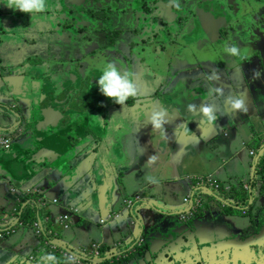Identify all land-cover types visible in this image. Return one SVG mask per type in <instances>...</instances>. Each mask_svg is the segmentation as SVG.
<instances>
[{
	"label": "flooded vegetation",
	"instance_id": "flooded-vegetation-1",
	"mask_svg": "<svg viewBox=\"0 0 264 264\" xmlns=\"http://www.w3.org/2000/svg\"><path fill=\"white\" fill-rule=\"evenodd\" d=\"M5 3L0 0V98L7 99L10 92L30 95V90H24L27 87L19 83L27 82L43 109L44 120L38 124L51 129L54 114L66 110L73 122V129L68 127L67 133L80 146L87 136L96 137L94 133H99L103 141L110 139L108 127L121 118L122 109L135 114L139 107L148 108L135 102L139 96L146 99L152 94L156 69L180 71L181 67L220 66L223 72L219 75L224 77L229 67L239 69L234 57L245 58L246 63L251 56L254 63L253 40L261 43L264 34V0H45L48 10L38 14L13 11ZM6 33L17 37L19 43L30 41L32 46L24 51L21 62L8 63L4 58L2 38ZM250 36L252 41L248 40ZM231 46L237 47L240 54L231 55L227 51ZM108 63H113L132 85L135 83L137 93L126 100L127 106L115 104L99 91L97 81ZM163 72L158 76L162 78ZM5 78L13 83L9 91L3 88ZM13 109L10 114H19L20 108ZM59 116L63 123L66 116ZM115 117L117 121L111 125ZM68 135L62 136L65 143ZM9 136V146L0 149L18 146L16 139ZM14 153L18 159L22 157L20 148ZM217 183L206 185L223 199H236L239 203L216 204L212 216L208 207L199 206L204 197L194 198V204H183L189 198L187 194L181 206L168 210L182 220L178 235L165 240L156 238L151 244L139 242V255L134 259L132 253L129 260L124 259L130 263L123 260L124 263L264 264V187L255 205L239 210L236 207L246 197H240L232 183ZM237 217L243 221L237 222ZM192 226L198 239L192 233L183 235ZM138 245L129 247L136 249ZM148 245L151 250L145 252ZM92 255L83 257L91 259ZM117 255L108 254L109 259L101 264H121ZM17 256L7 257L8 264ZM39 260L42 264H69L59 252L45 253ZM81 260L80 264H87ZM18 262L23 264L24 260Z\"/></svg>",
	"mask_w": 264,
	"mask_h": 264
},
{
	"label": "water",
	"instance_id": "water-1",
	"mask_svg": "<svg viewBox=\"0 0 264 264\" xmlns=\"http://www.w3.org/2000/svg\"><path fill=\"white\" fill-rule=\"evenodd\" d=\"M34 28L37 29L38 25H35ZM252 59L249 56L246 60L247 62L244 65H240L241 69L239 73L237 71L233 72L228 68V72L227 74L226 72L224 73V77L230 78L233 76L234 78L240 75L246 76L245 64L250 65L253 63ZM198 67L203 70L208 84L211 85L216 83L214 76H218L223 72L220 66H216V69L207 65H199ZM183 71H186V69H183ZM161 72H163L162 78L158 76ZM257 72L258 70L256 69L250 75L252 81L259 82L262 78L264 79V71L262 72V77L258 76L256 74ZM219 76L222 77L221 75ZM152 77L154 79L152 84L155 85V90L150 96L156 101V106L153 104L154 107L159 110L161 103L162 105L168 104V106L176 109L177 112L181 113L182 111L181 115L183 116L184 123H192L193 118L184 112L188 103L185 102L186 94L184 92L189 90L188 85L197 86L196 79L190 77L188 80H184L180 76V71H172L171 69L163 70L160 68L154 71V76L152 75ZM197 81L200 82L199 86L202 88L201 91L204 92L205 86L203 84L205 83H202L201 78H197ZM3 85L6 87V90H9L10 86L7 82H4ZM28 89L30 90V95L13 94V97L9 95L7 99L0 100V124L6 126L5 128L0 127V132L12 135L16 139L20 151H22L21 156H24V160H20L18 166L12 163H7L6 166L4 165V179L7 181L12 180L13 182L17 181L19 185H17V188L21 189L22 192H28L34 196L33 205L36 203V206H38L39 203L44 207L45 204L42 201L45 199L44 194L53 190L60 176L54 175V177L48 178L51 181L47 185L45 184L46 180H44L45 174L39 176V170L46 168L48 171H51V168H56V166L51 165L54 160L58 157H65L64 164L61 168V176L63 175L67 180L65 181L66 185L63 184V188L59 191L60 195L57 202L63 206V212L69 214L70 224H78L79 222L80 225L94 224L95 228L99 231H102L103 226L107 225L116 231L114 238L118 237L120 240L117 239L115 241L116 243L109 250L102 253L98 252L96 255L89 256H94V258L86 259V257H83L87 256L86 254L83 255V252L76 246L71 245L68 241L58 236L60 229L57 227L55 214L49 210L47 211V218L51 222V228L47 233L43 229V242L48 252L50 251L49 253L58 252L60 249L64 253H70L87 262L94 261L95 264H101L107 261L109 259L107 255L112 253L113 255L118 254L117 256H120V259H122L120 263L125 264L124 261L129 260L132 257V253L134 259L139 255L141 251L140 245H138L139 242L145 241L151 244V241L156 238L165 240L178 235L179 231L177 228L183 225L180 223L182 220L174 217L177 215L174 211L168 212L169 209L175 208L174 205L167 206L165 203L160 202L158 198L161 197L158 193L153 194L158 198L155 196L153 198L143 196L140 191L129 198L128 201H126L127 199H119L123 194V190H125V184L128 183L129 178H133L136 171L141 169L140 166L135 167V162L131 161L134 160V151L141 152V150L138 147L137 149H133L131 146L137 142L138 137L142 134L141 127L146 123L144 121L146 116L143 113L136 115L132 111H129V109H122L121 115L123 120L120 119L119 123L108 127L110 139L103 141L99 133H94L96 137L91 136L88 139V141L90 140L89 145L84 144L80 146L79 144H75V141L67 133L69 127L67 119H70L68 116L64 115L66 119L60 124L54 120V125L51 129L38 124L39 121L44 120L43 109L35 101L34 94H31L33 87L30 86ZM192 94L194 95L190 91V95ZM143 102L144 98L139 96L135 104L143 106ZM124 105L127 106L128 103L125 101ZM15 106L20 108L19 114H10ZM35 107H38V111L35 110ZM161 113L163 116L166 114L164 111H161ZM163 118L166 119L165 117ZM15 119L17 123L13 124ZM127 127H129V130L125 129ZM65 135L68 136L66 143H63L60 137ZM87 145L89 146L88 152L84 149ZM9 152V149H3L0 158L2 159L3 154L5 155ZM135 153L137 155V152ZM16 169H19L21 173ZM260 169H262V174L260 177H257ZM250 174L251 179L254 180L252 182L249 180L250 187H244V181L240 179L237 182L234 181L238 195L243 198L246 197L241 201V206H237L236 209H249L251 205H255L259 201V197L262 195L261 187H264V144L256 151L251 159ZM100 179L101 181L103 180L101 185L98 184V180ZM255 182L257 184L253 186ZM138 184L141 185V183ZM203 188L207 189V191ZM188 197V200L183 201V204H194L196 198L201 200L202 198L200 197H204V202L200 203L199 206L204 204L205 207H208L212 216L215 212L216 204L227 205L236 202L239 203L236 199H223L219 192L213 191L206 184L196 187L190 196L188 194ZM94 202L96 204L95 209L100 215L98 222L88 217L87 213L94 209L88 208ZM201 217L195 218L193 222ZM16 218L18 221L20 220L19 215ZM38 220L40 222L39 217ZM16 224L4 218L0 220V231L7 229L12 232ZM153 229H156L155 233ZM189 233L194 234L198 239L195 226L184 231L183 235ZM170 234L172 236H169ZM130 244L132 245L131 247H136L137 245L138 247L136 249L131 248L129 247ZM8 250H11L13 255L11 253L5 256ZM150 250L151 246L148 245L145 252H150ZM16 252L13 247L0 240V264H8L7 261L3 262L1 256H5V258L10 255L12 257L17 256L19 253ZM19 255L21 256H17L18 258L12 264H20L18 260H21V262L24 260L23 264H42L39 257L33 258V256H26L23 253Z\"/></svg>",
	"mask_w": 264,
	"mask_h": 264
},
{
	"label": "crops",
	"instance_id": "crops-1",
	"mask_svg": "<svg viewBox=\"0 0 264 264\" xmlns=\"http://www.w3.org/2000/svg\"><path fill=\"white\" fill-rule=\"evenodd\" d=\"M248 40L252 41L251 36ZM2 41L5 46L2 53L8 63L21 62V57L26 54L24 51L32 46L26 40L19 43L18 38L11 37L9 33L3 36ZM252 44L255 46L251 48L253 57L264 64V34L262 35L261 43H256L253 40ZM233 59L237 63V67L241 69L240 65L244 64L245 58L238 59V57H234ZM251 67L254 68L245 64L246 76L240 75L234 78L233 76L230 78L220 77L219 75L214 76L216 83L212 85L208 84L201 68L181 67L180 76L184 80H188L190 77L196 79L197 86L188 85L189 90L184 92L186 94L185 102H188L184 112L193 118L194 124H192L193 122L189 124L183 122L182 111L179 113L172 106H168V104L162 105V103L160 104L161 108L158 110L154 107V105L156 106V101L152 96L144 99L143 103L148 108L142 110L139 107L135 114L143 113L146 116L144 119L146 123L141 127V136L131 146L133 149L138 147L141 150V152L135 150L133 154L134 160H131L135 162V167L140 166L141 169L136 171L133 178H129L128 183L125 184V190H123V194L119 199H127L126 201H128L129 198L140 191L143 196H148L149 198H153L155 196L153 194L158 193L161 198L155 197L160 202L165 203L167 206L174 205L177 208L181 206L184 196L191 194L196 187L205 184L198 177L207 175L216 178L221 183L229 182L234 184V181L237 182L240 179L244 181V187H250L249 180L250 182L254 181L251 179L250 174L251 159L264 144V79L259 82L252 81L250 75L253 74L252 72L256 68L251 70ZM183 69H186V71H183ZM229 69L239 73L238 68L229 67ZM7 78H5L3 84L7 82L10 90L13 88V83ZM197 78H201L202 83H205L203 84L205 86L204 92L201 91L202 88L199 86L200 82L197 81ZM19 83L27 87L24 90L28 89L29 85L27 82L20 81ZM3 88L6 89L5 86ZM190 91L194 93V95L192 94L193 96L190 95ZM19 93L10 92L9 95L12 96ZM229 98L243 99L247 111H233L230 107ZM0 100L2 99L0 98ZM204 106H210L213 109L212 114L216 118L211 123L207 121L201 111ZM161 111L166 112L165 116H163ZM157 114L159 115L157 116ZM153 116H157V119L164 121L162 128L153 127L150 122ZM120 119H122V115ZM120 119L117 121L115 117V121L111 125L116 121L119 123ZM125 129L129 130V127ZM60 140L65 143L62 136ZM250 150H253V152L251 153ZM2 151L0 149V154ZM14 151H19V146L12 147L8 154H3V158H0V218L3 216L11 223H19H17L18 225L14 227L12 232L7 234L14 233V235L8 237L4 235L0 240L13 247L17 251L16 253H27L28 256L40 257L48 252L43 242V229L47 233L51 228V222L47 218V211L50 210L55 215L63 212V206L58 202H52V199L57 198L58 200L59 191L67 180L63 175L61 176V168L65 157H58L51 164L56 166L54 169L51 168L53 177L54 175H59L61 179H59L60 177L58 178L53 190L44 194L45 199L42 201L45 206L42 207L39 203L38 206H36V203L33 205L34 196L17 188V181L13 182L12 180L7 181L4 179V165L12 163L18 166V162L24 160V156L18 159V155ZM135 152H137V155ZM16 170L20 172L19 169ZM261 174L262 169L258 171L257 177H260ZM44 180H46L45 184L49 185L48 182L50 183L51 180H48V177H44ZM102 182L103 180H98L99 185ZM256 182L253 186L257 184ZM138 183H141V185ZM142 187L144 188L142 189ZM203 189L207 191V189ZM225 194L230 196L228 193ZM95 207L96 204L94 202L88 207L94 209L88 212H92V215L94 214L100 218ZM17 215L20 216L19 221L16 218ZM27 215H29L28 221L23 219ZM22 225L29 226L33 232L27 231L25 235L21 234V232L16 234L15 231L18 226ZM90 233L89 224L80 225L79 222L60 229L58 236L68 241L71 245L81 248L89 247L93 242H101L99 248L101 253L108 250L117 239L119 240L118 237L114 238L116 231L107 225L103 226L102 231L96 229L100 239L91 238Z\"/></svg>",
	"mask_w": 264,
	"mask_h": 264
},
{
	"label": "clouds",
	"instance_id": "clouds-1",
	"mask_svg": "<svg viewBox=\"0 0 264 264\" xmlns=\"http://www.w3.org/2000/svg\"><path fill=\"white\" fill-rule=\"evenodd\" d=\"M5 6L13 11H19L24 14H38L48 10L45 7V0H6ZM227 51L233 56L240 54V50L235 46L227 48ZM130 81L128 77L120 74L113 63H108L103 70V74L98 79L97 85L101 94L112 100L115 104L122 105L129 97H134L137 93V88H134ZM229 102L233 111H247L243 99L229 98ZM201 111L208 122L211 123L215 120L216 117L212 114V107L204 106ZM157 116L151 117L150 122L153 127L160 129L164 121L157 119ZM149 179L151 180V178ZM9 264H12V261Z\"/></svg>",
	"mask_w": 264,
	"mask_h": 264
},
{
	"label": "built area",
	"instance_id": "built-area-1",
	"mask_svg": "<svg viewBox=\"0 0 264 264\" xmlns=\"http://www.w3.org/2000/svg\"><path fill=\"white\" fill-rule=\"evenodd\" d=\"M10 141H11V137L9 135H5L2 132H0V148H7L10 144ZM250 152L252 153L253 150H250ZM199 179H201V182H203L205 184H209V185H217L218 184L217 180H215L212 176H209V175L199 177ZM52 202H54V203L57 202V198L52 199ZM55 219L58 222L57 227L59 229L67 228V227H69V225L71 223L69 214L67 212H61L59 214H56ZM9 231H11V230L5 229V230L0 231V237H2L5 233H8ZM100 246H101L100 242H93L90 244L89 247H85V248L77 247V248L83 252L82 253L83 255H85V254L89 255L91 253L96 255L99 252ZM87 248H89V249H87ZM49 252H47V254H50ZM58 252L69 260V264H80L81 262H83L81 259L73 256L70 253H64L60 249L58 250ZM87 264H95V263L87 262Z\"/></svg>",
	"mask_w": 264,
	"mask_h": 264
},
{
	"label": "rangeland",
	"instance_id": "rangeland-1",
	"mask_svg": "<svg viewBox=\"0 0 264 264\" xmlns=\"http://www.w3.org/2000/svg\"><path fill=\"white\" fill-rule=\"evenodd\" d=\"M251 66H253L254 68H252L251 67V70L252 69H257L258 70V72L256 73L258 76H260V77H262V72L264 71V64H262V63H260L259 61H257V60H255L254 61V63L253 64H250ZM252 73H254V70H253V72ZM263 79V78H262ZM137 83V82H136ZM133 85H135V83L133 84ZM64 111H66V110H63V111H61V112H58V113H55L54 115H55V117H53V118H55L54 120H55V122L56 123H58L59 122V124H60V113H63V115H66V116H68L70 119H67L68 120V122H67V124H68V126L70 127V129H73V127H72V118H71V116L67 113V112H64ZM88 139H90V136H87L84 140H81V142H80V144L81 145H84L87 141H88ZM45 174V176L44 177H48V178H51V177H53V174H52V172L51 171H48L46 168H43V169H41V170H39V176H43ZM50 175V176H49ZM88 217H90L91 219H93L95 222H98V220H99V218L98 217H96V215H92V212H88ZM4 219V217L2 216L1 218H0V220H3ZM237 222H239V223H241L243 220L241 219V218H239V217H237ZM27 221V220H26ZM232 221L233 222H235V219L233 218L232 219ZM57 222V221H56ZM119 222V221H118ZM237 222H235L236 224H238ZM58 223V222H57ZM18 224H16L14 227H16ZM89 228H90V235H91V238H93V239H100V237L98 236V234L96 233V228H95V225L94 224H89ZM27 231H32V229H30V227L29 226H27V225H22V226H18V229L15 231V233L17 234V233H19V232H21V234H23V235H25L26 234V232ZM11 231H9L8 233H5L4 235H6V237H8V236H11V235H14V233L13 234H10V235H7V234H9ZM33 232V231H32ZM3 235V236H4ZM2 236V237H3ZM1 237V238H2ZM87 249H89V248H87ZM12 253V254H11ZM8 254H11V255H13V252L11 251V250H8V252H7V254L5 255V256H7ZM11 255L9 256V257H11ZM5 256L3 257V256H1V259L3 260V262H5V260H6V258H5ZM26 256H28L27 255V253H26ZM8 257V258H9ZM5 258V259H4ZM8 260V259H7ZM6 260V261H7Z\"/></svg>",
	"mask_w": 264,
	"mask_h": 264
},
{
	"label": "trees",
	"instance_id": "trees-1",
	"mask_svg": "<svg viewBox=\"0 0 264 264\" xmlns=\"http://www.w3.org/2000/svg\"><path fill=\"white\" fill-rule=\"evenodd\" d=\"M23 219L24 220H28L29 219V215L25 216Z\"/></svg>",
	"mask_w": 264,
	"mask_h": 264
}]
</instances>
